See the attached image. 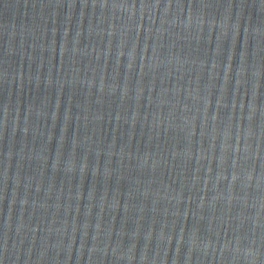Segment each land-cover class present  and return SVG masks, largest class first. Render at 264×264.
I'll list each match as a JSON object with an SVG mask.
<instances>
[{"label":"water","instance_id":"95a60500","mask_svg":"<svg viewBox=\"0 0 264 264\" xmlns=\"http://www.w3.org/2000/svg\"><path fill=\"white\" fill-rule=\"evenodd\" d=\"M0 264H264V0H0Z\"/></svg>","mask_w":264,"mask_h":264}]
</instances>
